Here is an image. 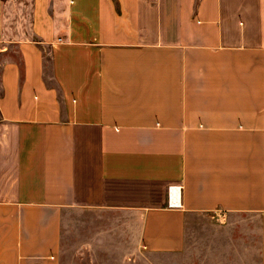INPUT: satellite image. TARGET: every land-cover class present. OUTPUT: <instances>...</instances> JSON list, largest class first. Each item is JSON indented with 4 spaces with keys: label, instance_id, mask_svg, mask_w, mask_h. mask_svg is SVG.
Instances as JSON below:
<instances>
[{
    "label": "crops",
    "instance_id": "obj_1",
    "mask_svg": "<svg viewBox=\"0 0 264 264\" xmlns=\"http://www.w3.org/2000/svg\"><path fill=\"white\" fill-rule=\"evenodd\" d=\"M25 1L0 0V264L87 227L126 263L264 264V0Z\"/></svg>",
    "mask_w": 264,
    "mask_h": 264
},
{
    "label": "rangeland",
    "instance_id": "obj_2",
    "mask_svg": "<svg viewBox=\"0 0 264 264\" xmlns=\"http://www.w3.org/2000/svg\"><path fill=\"white\" fill-rule=\"evenodd\" d=\"M27 9L23 8L24 16L30 19L31 1H25ZM86 216V215H85ZM84 216H74L73 220H80ZM76 223H74L75 225ZM72 229V235L64 239L61 246L60 264H171L168 259L161 256L153 257L152 263H145L144 260L134 259L122 262L121 256L117 255L112 246H106L102 239L97 236L96 230L91 227L81 230Z\"/></svg>",
    "mask_w": 264,
    "mask_h": 264
},
{
    "label": "built area",
    "instance_id": "obj_3",
    "mask_svg": "<svg viewBox=\"0 0 264 264\" xmlns=\"http://www.w3.org/2000/svg\"><path fill=\"white\" fill-rule=\"evenodd\" d=\"M180 191L181 187L178 186H171L169 187V207L170 208H180L181 203H180Z\"/></svg>",
    "mask_w": 264,
    "mask_h": 264
}]
</instances>
